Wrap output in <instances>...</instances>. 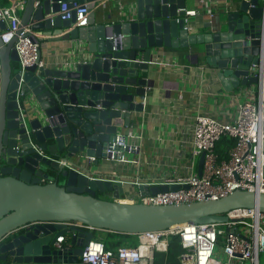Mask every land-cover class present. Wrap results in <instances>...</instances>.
Here are the masks:
<instances>
[{
	"label": "water",
	"instance_id": "obj_1",
	"mask_svg": "<svg viewBox=\"0 0 264 264\" xmlns=\"http://www.w3.org/2000/svg\"><path fill=\"white\" fill-rule=\"evenodd\" d=\"M14 1L23 5L17 34L4 43L0 31V263L83 264L80 256L98 230L138 235L187 222L224 224L236 208L264 213V193L248 190L173 205L124 202L127 185L141 196L180 186L139 179L125 184L99 170L103 161H113L106 150L122 128L145 111L156 82L155 56L174 53L207 66L225 92L258 83L249 68L261 52V0H238L202 32L185 15L187 0H130L121 12L96 7L102 0ZM74 2L90 9L87 25L74 26L75 11L62 19L61 4ZM6 28L0 20V29ZM25 29L60 35L67 58L23 68L15 43ZM38 54L40 60V47ZM204 161L205 152L199 174ZM47 167L67 171L63 186ZM60 235L67 240L59 246Z\"/></svg>",
	"mask_w": 264,
	"mask_h": 264
},
{
	"label": "built area",
	"instance_id": "obj_2",
	"mask_svg": "<svg viewBox=\"0 0 264 264\" xmlns=\"http://www.w3.org/2000/svg\"><path fill=\"white\" fill-rule=\"evenodd\" d=\"M109 0L96 2V7L105 5ZM229 0H226V12L230 10ZM261 19L260 41L261 52L259 63L249 68V77L258 78V83L247 87L245 98L237 102L234 116L231 120L207 114L196 117L193 134V155L201 156L205 152L202 174L192 170L189 174L167 178L163 184L180 186L178 190H168L155 195L141 196L130 199V203L145 205H173L191 203L209 199H218L235 190H248L264 193V0ZM21 1L6 6L0 5V20L7 24L1 30V39L8 43L20 27ZM75 11L74 26H85L88 23L90 9L86 4L74 2L61 4V17L68 20ZM197 9L187 8L185 15L195 16ZM208 26L215 25L214 15ZM25 29L18 35L15 47L23 68L33 65L45 66L39 60V44L34 36L27 34ZM1 69V62H0ZM252 85L257 87L254 90ZM233 92V91H232ZM225 136L233 137L235 145L228 156L221 158L217 153V143ZM127 149L131 147L123 135H117L106 152L113 161L124 162ZM41 154L46 155L43 150ZM94 159V158H92ZM137 182V181H136ZM229 220L219 223H192L174 225L160 231H149L138 234L137 246H121L117 250L107 249L104 242L94 238L84 247L80 256L83 264H154L155 253L169 251L170 236L179 235L184 253L179 256V264H264V213L256 208H236L228 213ZM68 226L76 225L84 229L90 226L80 222H66ZM224 238L219 244V237ZM67 240L66 235H60L56 244L61 245ZM219 247L224 258L216 256Z\"/></svg>",
	"mask_w": 264,
	"mask_h": 264
},
{
	"label": "crops",
	"instance_id": "obj_3",
	"mask_svg": "<svg viewBox=\"0 0 264 264\" xmlns=\"http://www.w3.org/2000/svg\"><path fill=\"white\" fill-rule=\"evenodd\" d=\"M130 0H109L108 8L116 12L127 8ZM238 0H229V8H235ZM14 0H11V4ZM226 0H187L189 9H197L192 16L194 27L200 32L210 24L209 14L217 22L226 12ZM69 29H64L62 34ZM41 49V59L46 67L57 65L67 58V43L60 35L33 32ZM174 55V57H173ZM153 67L156 74L154 88L148 93L145 111L130 127H123V135L131 147L127 160H105L100 171L117 175L126 184L139 179L148 185L163 184L169 177L198 171L200 156L193 155V134L196 117L207 114L223 120H231L237 102L245 98L247 86H239L233 92H225L214 80L213 72L205 65L192 64L174 53L155 56ZM167 81V87L163 81ZM255 88V85H252ZM123 123V119L119 120ZM106 166V167H105ZM124 197L129 201L139 197L132 191ZM2 264V263H0Z\"/></svg>",
	"mask_w": 264,
	"mask_h": 264
},
{
	"label": "trees",
	"instance_id": "obj_4",
	"mask_svg": "<svg viewBox=\"0 0 264 264\" xmlns=\"http://www.w3.org/2000/svg\"><path fill=\"white\" fill-rule=\"evenodd\" d=\"M11 0H0L1 6L10 5ZM233 137L225 136L217 143V153L221 158L228 156L230 149L235 145ZM47 171L51 178H57L59 185L63 186L66 180L67 171L59 173L52 167H47ZM46 182V181H45ZM95 238L104 242L107 249L117 250L121 246H137L139 237L136 234L118 233L109 230H98ZM224 238L219 237V244H223ZM184 253L181 238L179 235L170 236L169 251L156 252L154 264H179V256Z\"/></svg>",
	"mask_w": 264,
	"mask_h": 264
},
{
	"label": "rangeland",
	"instance_id": "obj_5",
	"mask_svg": "<svg viewBox=\"0 0 264 264\" xmlns=\"http://www.w3.org/2000/svg\"><path fill=\"white\" fill-rule=\"evenodd\" d=\"M254 90H257V87H255ZM215 254H216V256H218L219 258H223V259H225L224 256H223V254L220 253V249H219V247H217V249H216V253H215ZM261 257H262V262H264V253L262 254Z\"/></svg>",
	"mask_w": 264,
	"mask_h": 264
},
{
	"label": "bare ground",
	"instance_id": "obj_6",
	"mask_svg": "<svg viewBox=\"0 0 264 264\" xmlns=\"http://www.w3.org/2000/svg\"><path fill=\"white\" fill-rule=\"evenodd\" d=\"M35 37V36H34ZM124 202H128V201H126V200H123Z\"/></svg>",
	"mask_w": 264,
	"mask_h": 264
}]
</instances>
